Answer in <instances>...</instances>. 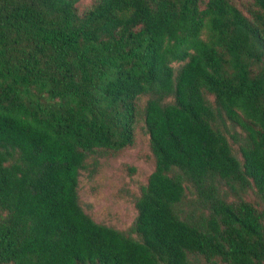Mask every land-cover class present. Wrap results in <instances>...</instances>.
<instances>
[{"label": "trees", "instance_id": "1", "mask_svg": "<svg viewBox=\"0 0 264 264\" xmlns=\"http://www.w3.org/2000/svg\"><path fill=\"white\" fill-rule=\"evenodd\" d=\"M89 1L0 0V264H264V0ZM139 122L121 232L78 181Z\"/></svg>", "mask_w": 264, "mask_h": 264}, {"label": "rangeland", "instance_id": "2", "mask_svg": "<svg viewBox=\"0 0 264 264\" xmlns=\"http://www.w3.org/2000/svg\"><path fill=\"white\" fill-rule=\"evenodd\" d=\"M89 5V0H80L78 9L83 11ZM145 101L146 97H143L141 107ZM231 132L238 137L244 135L238 127L232 128ZM86 164L77 189L81 208L96 223L127 232L136 217L135 201L140 189L154 170L149 137L143 123L139 122L136 127L132 146L119 152L98 150ZM248 199L255 200L252 195Z\"/></svg>", "mask_w": 264, "mask_h": 264}]
</instances>
